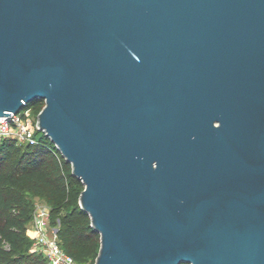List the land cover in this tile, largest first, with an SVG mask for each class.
<instances>
[{
    "label": "water",
    "instance_id": "95a60500",
    "mask_svg": "<svg viewBox=\"0 0 264 264\" xmlns=\"http://www.w3.org/2000/svg\"><path fill=\"white\" fill-rule=\"evenodd\" d=\"M37 99L94 264H264V0H0V116Z\"/></svg>",
    "mask_w": 264,
    "mask_h": 264
},
{
    "label": "trees",
    "instance_id": "16d2710c",
    "mask_svg": "<svg viewBox=\"0 0 264 264\" xmlns=\"http://www.w3.org/2000/svg\"><path fill=\"white\" fill-rule=\"evenodd\" d=\"M44 104L37 99L27 107L37 116ZM38 138H0V264H48L28 233L37 197L50 206L51 225L66 252L81 264H94L101 242L80 205L85 184L46 133Z\"/></svg>",
    "mask_w": 264,
    "mask_h": 264
},
{
    "label": "built area",
    "instance_id": "2783aa9c",
    "mask_svg": "<svg viewBox=\"0 0 264 264\" xmlns=\"http://www.w3.org/2000/svg\"><path fill=\"white\" fill-rule=\"evenodd\" d=\"M38 130H41L38 115H34L32 107L12 112L10 116H0V138L10 137L18 142L36 143L39 140ZM50 214L51 208L45 200L35 203L29 226L33 249L42 252L48 264H81L60 244L57 228L51 225Z\"/></svg>",
    "mask_w": 264,
    "mask_h": 264
},
{
    "label": "rangeland",
    "instance_id": "374dc122",
    "mask_svg": "<svg viewBox=\"0 0 264 264\" xmlns=\"http://www.w3.org/2000/svg\"><path fill=\"white\" fill-rule=\"evenodd\" d=\"M27 106H25L22 110H24L25 108H26ZM43 133H45V131H43V130H40L39 131V133H38V136L40 137ZM56 145V144H55ZM57 146V145H56ZM58 148V147H57ZM59 149V148H58ZM34 201L35 202H39V201H41V199L40 198H35L34 199ZM30 226V225H29ZM28 233H29V235L32 237V232H31V229H29V227H28Z\"/></svg>",
    "mask_w": 264,
    "mask_h": 264
}]
</instances>
